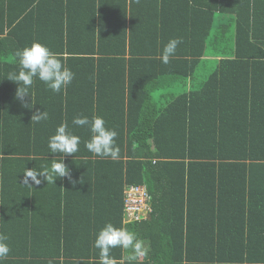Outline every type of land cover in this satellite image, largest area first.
<instances>
[{
	"label": "trees",
	"instance_id": "obj_1",
	"mask_svg": "<svg viewBox=\"0 0 264 264\" xmlns=\"http://www.w3.org/2000/svg\"><path fill=\"white\" fill-rule=\"evenodd\" d=\"M34 42L75 78L59 94L34 79L26 108L8 78ZM36 111L49 118L32 123ZM94 116L118 133V160L85 148L89 128L72 121ZM62 123L80 137L73 155L48 148ZM62 159L70 178L22 184L25 169ZM255 171L264 176V0H0L3 264H99L108 223L144 241L133 264H264ZM132 185L147 189L143 221H125ZM110 255L128 264L127 250Z\"/></svg>",
	"mask_w": 264,
	"mask_h": 264
},
{
	"label": "clouds",
	"instance_id": "obj_2",
	"mask_svg": "<svg viewBox=\"0 0 264 264\" xmlns=\"http://www.w3.org/2000/svg\"><path fill=\"white\" fill-rule=\"evenodd\" d=\"M181 43L183 41L180 38L168 41L162 50V63L168 64L170 62V58L175 55ZM14 55L18 59L19 71L18 74L11 73L8 80L18 85L16 99L22 103L23 107H31L25 102L26 97H31L33 105L29 89L33 85L34 79L43 82L53 93L59 94L75 78V74L59 58L60 54L52 52L47 46L39 42H34L30 47H25L22 50L18 49ZM48 118L47 111H36L32 116V123L38 124ZM72 123L79 127L88 126L91 138L84 142V146L94 157L110 158L114 161L119 159L120 148L116 145L118 133L107 128L102 117L94 116L91 120L88 117H75ZM67 127L66 123H62L57 127L56 134L49 138L48 148L51 153H62L63 156H68L78 151L80 137L67 132ZM41 177L47 181V184H56L57 179L70 178V170L63 159L59 162L54 161L50 167L43 168L41 171L27 168L23 173L22 184L28 187H32V184L40 185L42 183ZM7 240L8 237L0 233V264H3L11 251ZM94 247L99 250V264H116L110 252L117 247L128 251L126 257L128 264H133L147 254L144 241L139 239L134 232L125 228H116L111 223L106 224L98 232Z\"/></svg>",
	"mask_w": 264,
	"mask_h": 264
},
{
	"label": "built area",
	"instance_id": "obj_3",
	"mask_svg": "<svg viewBox=\"0 0 264 264\" xmlns=\"http://www.w3.org/2000/svg\"><path fill=\"white\" fill-rule=\"evenodd\" d=\"M125 221H143L152 212L146 186L132 185L125 188Z\"/></svg>",
	"mask_w": 264,
	"mask_h": 264
},
{
	"label": "crops",
	"instance_id": "obj_4",
	"mask_svg": "<svg viewBox=\"0 0 264 264\" xmlns=\"http://www.w3.org/2000/svg\"><path fill=\"white\" fill-rule=\"evenodd\" d=\"M257 172H259V171H255V174L252 177V179L255 178L256 181L252 182L250 184H247V185H248L249 189L251 188L250 190H252V192H254V194H256L257 197H259L261 195L260 193H264V176L262 174H258ZM261 190H263V191H261Z\"/></svg>",
	"mask_w": 264,
	"mask_h": 264
}]
</instances>
